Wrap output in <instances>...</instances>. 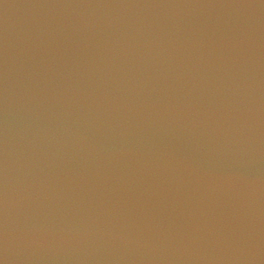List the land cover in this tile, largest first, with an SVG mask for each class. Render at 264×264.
<instances>
[{"label": "water", "instance_id": "obj_1", "mask_svg": "<svg viewBox=\"0 0 264 264\" xmlns=\"http://www.w3.org/2000/svg\"><path fill=\"white\" fill-rule=\"evenodd\" d=\"M0 264H264V0H0Z\"/></svg>", "mask_w": 264, "mask_h": 264}]
</instances>
